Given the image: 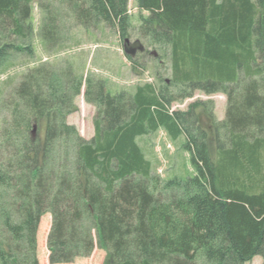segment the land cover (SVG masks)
Segmentation results:
<instances>
[{"label": "trees", "instance_id": "1", "mask_svg": "<svg viewBox=\"0 0 264 264\" xmlns=\"http://www.w3.org/2000/svg\"><path fill=\"white\" fill-rule=\"evenodd\" d=\"M136 1L139 30L171 74L115 94L88 77L85 99L97 109L91 140L66 121L82 81L61 93L58 75L36 67L16 89L19 102L0 130V264H40L37 233L48 212L51 264L90 256L93 230L104 264H247L256 256L264 264V0ZM33 2L0 0V65L13 51L32 53L11 38L33 32ZM73 8L82 24L104 23L129 38V0ZM197 91L226 95L223 120L211 101L172 109ZM159 130L184 137L192 176L154 175L138 139ZM70 143L73 151L62 152Z\"/></svg>", "mask_w": 264, "mask_h": 264}, {"label": "rangeland", "instance_id": "2", "mask_svg": "<svg viewBox=\"0 0 264 264\" xmlns=\"http://www.w3.org/2000/svg\"><path fill=\"white\" fill-rule=\"evenodd\" d=\"M79 0H34L31 22L33 32L26 39L12 36L17 45H31L30 52L13 51L10 60L0 65V130L11 120L14 105L18 104L16 89L26 76L36 67H44L58 75L56 88L61 93L70 90L73 79L83 83L81 93L73 95L71 112L67 115V123L74 125L80 136L91 140L95 135L94 119L97 109L94 104L85 99L86 79L103 80L106 88L112 94L120 91L134 93L138 85L144 83L158 84L156 73L169 77L168 63L158 62V49L148 45L149 41L140 32V10L136 0H129L132 20V30L127 40L120 39L116 29L104 23L82 24L74 11L73 5ZM148 16V12L142 13ZM49 30L53 33L48 35ZM147 51L146 57L141 55ZM130 54L136 59L137 71L127 58ZM196 101H211L214 103V114L218 120L225 118L226 95L216 93L207 95L197 91L192 98L175 101L173 110H186ZM210 104V103H209ZM200 123L213 139L211 120L207 113L199 111ZM45 122H41L38 134L44 137ZM38 131V130H37ZM138 143L146 157L152 162L153 173L162 180L174 176L187 178L193 175L190 153L183 148L184 137L172 140L164 130L140 137ZM71 146L61 145L62 152ZM59 150V148H58ZM61 153V151H60ZM86 224H92L86 214ZM52 226L50 212L42 216L37 233V254L40 264L49 262L48 236ZM95 248L90 256L78 257L73 262L60 264H104L106 251L98 245L96 231L93 230ZM247 264H263V258L256 256Z\"/></svg>", "mask_w": 264, "mask_h": 264}, {"label": "water", "instance_id": "3", "mask_svg": "<svg viewBox=\"0 0 264 264\" xmlns=\"http://www.w3.org/2000/svg\"><path fill=\"white\" fill-rule=\"evenodd\" d=\"M36 129H34V132H35Z\"/></svg>", "mask_w": 264, "mask_h": 264}]
</instances>
